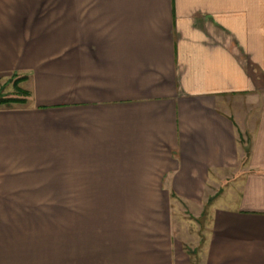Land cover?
Wrapping results in <instances>:
<instances>
[{
	"label": "crops",
	"instance_id": "1",
	"mask_svg": "<svg viewBox=\"0 0 264 264\" xmlns=\"http://www.w3.org/2000/svg\"><path fill=\"white\" fill-rule=\"evenodd\" d=\"M16 76L0 264H264V0H0Z\"/></svg>",
	"mask_w": 264,
	"mask_h": 264
},
{
	"label": "rangeland",
	"instance_id": "2",
	"mask_svg": "<svg viewBox=\"0 0 264 264\" xmlns=\"http://www.w3.org/2000/svg\"><path fill=\"white\" fill-rule=\"evenodd\" d=\"M19 87V85H18ZM18 94V91L16 89V85L14 83L13 79H9L6 82H3L0 84V96L2 97H16ZM3 107V106H2ZM5 107V106H4ZM61 198L65 197H55V196H47V197H40V196H32V195H19V194H14V195H7V196H2L0 194V202H15V203H34V202H55V200H60ZM219 204H221L219 202ZM218 204V205H219ZM185 218L187 224L184 228V232H186V241L192 245V243H196L197 241L200 242V245L202 246L205 242V239H207V232H208V225H209V220L210 217L207 214V211L203 212L202 214H198L196 211L192 210H186L185 212ZM195 217V218H194ZM188 248L193 252L192 253V258H193V263L194 264H199V259H200V253H197V250H195V247L190 246L187 244ZM196 249H200L197 247Z\"/></svg>",
	"mask_w": 264,
	"mask_h": 264
},
{
	"label": "trees",
	"instance_id": "3",
	"mask_svg": "<svg viewBox=\"0 0 264 264\" xmlns=\"http://www.w3.org/2000/svg\"><path fill=\"white\" fill-rule=\"evenodd\" d=\"M14 80V83L16 85V89L18 91V94L16 97H2L0 96V107L6 106L11 107L13 104H26L27 98L30 96L29 92H26L22 89H19L18 84L26 79V77H12Z\"/></svg>",
	"mask_w": 264,
	"mask_h": 264
}]
</instances>
